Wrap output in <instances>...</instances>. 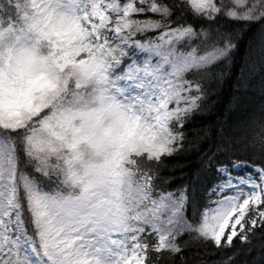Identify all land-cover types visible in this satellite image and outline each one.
<instances>
[{
	"label": "snow or ice",
	"instance_id": "obj_1",
	"mask_svg": "<svg viewBox=\"0 0 264 264\" xmlns=\"http://www.w3.org/2000/svg\"><path fill=\"white\" fill-rule=\"evenodd\" d=\"M249 27L234 91L264 71V0H0V264H252L257 240L264 257V126L236 136L228 109L187 127ZM189 151L217 193L191 219L188 185L156 183Z\"/></svg>",
	"mask_w": 264,
	"mask_h": 264
},
{
	"label": "trees",
	"instance_id": "obj_2",
	"mask_svg": "<svg viewBox=\"0 0 264 264\" xmlns=\"http://www.w3.org/2000/svg\"><path fill=\"white\" fill-rule=\"evenodd\" d=\"M254 39H258L257 29L252 27L245 29L238 41H234L237 47L233 50L231 61H221L210 68L211 78L206 83L211 91L209 98L217 101V103L211 111L207 110V105H203L201 112L195 114L194 119L188 123L189 129H198L204 125H210L218 117L223 118L228 109L230 112L227 114L235 127L236 132L234 134L236 136L249 137L258 133L264 126V71L257 69L254 73L246 75L244 79L247 80V87L240 91H234L238 87V78H240L241 69L248 57L249 44ZM218 74H223V78L217 85L215 77ZM186 78L191 79V76H186ZM188 135L191 137L193 133L189 131ZM244 143L245 141H239L233 145L234 154L242 160L258 162V157L253 156L250 152L241 151V146ZM201 147H207V141ZM196 159L197 153L194 151L168 157L166 165L159 170V179L156 181L160 193L171 192L185 184L188 185L187 191L190 201L186 215L190 219L196 217L198 206L202 207L209 198L206 193L213 185L212 179L204 181L194 178ZM188 239L189 237L182 235L180 243L183 244ZM188 252L190 255L191 249ZM261 253L260 241L257 240L252 251L241 259L245 262H252V264H262L264 257ZM162 255L168 257L169 253L164 252Z\"/></svg>",
	"mask_w": 264,
	"mask_h": 264
},
{
	"label": "rangeland",
	"instance_id": "obj_3",
	"mask_svg": "<svg viewBox=\"0 0 264 264\" xmlns=\"http://www.w3.org/2000/svg\"><path fill=\"white\" fill-rule=\"evenodd\" d=\"M142 18V17H141ZM152 35H154V33H152ZM251 166L249 163H238L235 166H233L232 171L234 173L240 174V173H244L246 171H251ZM228 191H230V189H225L224 192L222 194H226ZM216 191H212V192H207L206 196L209 197H215L216 196ZM166 200L171 204L174 203L173 197H166ZM155 242V241H154Z\"/></svg>",
	"mask_w": 264,
	"mask_h": 264
}]
</instances>
